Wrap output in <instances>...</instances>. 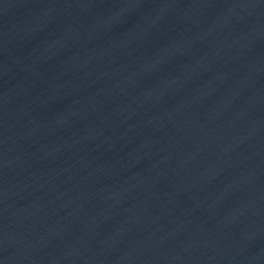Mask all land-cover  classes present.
Listing matches in <instances>:
<instances>
[{"label": "water", "instance_id": "95a60500", "mask_svg": "<svg viewBox=\"0 0 264 264\" xmlns=\"http://www.w3.org/2000/svg\"><path fill=\"white\" fill-rule=\"evenodd\" d=\"M0 264H264V0H0Z\"/></svg>", "mask_w": 264, "mask_h": 264}]
</instances>
